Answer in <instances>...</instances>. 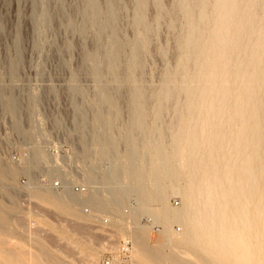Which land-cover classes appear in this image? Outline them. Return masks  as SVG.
I'll use <instances>...</instances> for the list:
<instances>
[{
	"label": "rangeland",
	"instance_id": "374dc122",
	"mask_svg": "<svg viewBox=\"0 0 264 264\" xmlns=\"http://www.w3.org/2000/svg\"><path fill=\"white\" fill-rule=\"evenodd\" d=\"M185 1L191 4L194 0ZM137 2L138 0H116L119 15L118 31L125 48L122 60L123 69L117 81L105 75L104 83L100 84L96 74L98 60L95 57L100 45L103 49L106 48L107 40L99 42L93 31H90L86 37L66 28L67 17H73L77 25H82L84 18L80 12L85 6V0H64V12L54 21L49 29L50 32L42 28L39 32L35 28V0H0V88L9 99L10 111L16 115V126L19 133L33 140L34 153L37 158L35 165H40L45 160L53 163L49 169L52 176L62 177L60 172L65 173L66 176L68 174L67 177L76 178L78 170H81L82 174L86 172L83 176L89 175L93 177H91L93 181L96 180L95 189L93 185L87 184L88 177L82 180L89 187L88 195L82 202L80 201L83 198L74 195L68 187V190L61 195L46 194L70 195L79 202L52 205L44 200L41 194L38 196L45 205L75 221L81 220L82 207H90L99 214L105 213L120 233H130L134 243L138 239L136 237H139L146 245L145 247L158 254L159 257L161 256L160 261H151L150 258L144 260L145 258L142 259L140 252L138 255L139 250L136 249L138 251L134 254V260L138 264H264V221L261 222L264 217V196L261 201L258 197V193L264 194V162L258 172V184L256 185L258 188L255 186L256 198L253 201L246 194L248 184L242 169L244 155L250 153L252 149L253 124L247 116L244 117L243 122L238 121L239 117L235 115L236 107H234L235 101L237 103V96H240L246 85L254 83L255 91L258 93L257 88L261 84L259 79H253L252 74L254 72L256 74L263 65L264 58L261 60V54L264 47L258 49L255 46L254 53L250 48L252 44L249 45L250 37H246L240 40L242 42L239 43L238 50L230 48L226 51L225 58L228 62L225 66L226 71L222 72L223 76L219 73L213 78L214 70L208 68L199 77L201 61L197 54L199 53L200 56L203 53L202 44L193 56L192 65L189 68H183L180 65L182 56L186 54L180 42L185 38L188 20L177 10L179 0H148L145 9L141 11ZM208 4L212 7L215 0H208ZM246 5V2L240 3V11H245ZM51 6L54 11H57L59 6L57 0H51ZM255 10L256 16L253 22L255 31L253 33L257 38L259 33L264 31V0L260 5L255 6ZM139 11L143 14L151 32L143 67L139 74L131 76L127 67L133 45L141 32V27L136 24ZM197 15L196 12L195 16ZM47 33L51 37L47 36ZM208 36V33L198 36L202 41L200 43H204ZM38 39L41 40L39 48L36 45ZM45 39L48 40L45 41ZM18 42L20 43V56ZM185 84L194 91L193 106L188 105L182 92ZM101 85L121 89L126 96H130L136 87L143 89L149 100L143 124L134 122L137 116L133 118L135 115L133 113L140 112V110L139 108L133 109L128 101L115 110L121 113L120 121L112 122L109 116L115 108L108 105L103 109L94 104ZM204 85H209V87L214 85L228 91L226 98L228 104L226 108H222V110L226 109L224 116L220 117L213 114V111L207 112L203 109V103L210 101V98L208 99L205 95L201 96L199 93ZM166 86L174 88L177 95L161 108L164 103L162 95ZM261 100L264 101V95ZM161 109H163L162 112ZM76 111H79V119L75 120ZM81 120L87 122L86 127L89 128V138L91 137L89 140L93 141L89 143V148L109 150L107 154L109 156L100 155L98 159H95L89 150L86 151L84 147L86 136L83 137L81 132L77 133L82 129ZM37 128L41 131L37 132ZM243 128L245 129L244 140L241 141L242 144L237 143L238 133ZM100 133L102 136H99ZM100 137L101 141H98ZM103 138L106 140H102ZM260 138L264 141L263 134ZM50 144L54 148L55 158L51 157L46 150ZM134 147L138 150L137 159L132 157ZM159 148L169 158L174 157L172 162L176 167H179L180 161L175 159V155H184L185 162L180 177L169 176L165 179L158 171L160 178L157 177L156 182H160V187L153 190L154 185H151L153 181L149 178L153 172L152 167H145L142 161L146 154H149L151 163H158L156 154ZM196 154H198L197 157ZM63 159L66 162H63ZM133 159L137 160L135 171L129 168ZM193 161L200 168L194 177L190 170ZM111 166L116 175L114 182L106 179V171ZM115 167L122 170L119 178L117 174L118 172L121 174V171ZM92 168L97 172H93ZM143 168L144 170L140 171ZM134 173H136V178L133 176ZM138 175H141L146 183L139 180ZM78 178L81 179V177ZM215 185H222L220 194L216 193ZM105 186L111 190H106ZM120 186H124V193L117 190H121ZM158 189L160 191L156 192ZM188 191L192 194L193 200L201 196L205 204L204 211L207 210L205 221L207 220L208 230H202L203 227L201 225L197 227L198 224L191 225L192 223L187 220L186 225L184 219H180L184 220L183 223L175 218V210L178 211L188 203ZM109 193L112 196L116 195L117 197L114 196V198L117 201L112 199ZM209 196L211 203L206 200ZM176 200L179 202L178 205L175 204ZM241 206H244V209L246 207L245 210L243 209L244 212L246 211L245 214ZM212 209L214 213H211ZM220 210L227 212L224 218L221 217ZM166 211L170 214L168 218L164 216ZM171 213L175 219L171 218ZM242 213L244 218L240 216ZM155 214L158 216L156 217ZM149 218L153 224L148 220ZM211 223H214V226ZM176 226H180L181 231H175ZM196 227L205 235L201 234L199 229L197 231ZM68 228L70 236L67 235V261L60 260L59 257L41 247L42 252L33 258V262L42 264L41 257L50 258L51 264H83L86 262V257L92 260H89V264L94 262L98 256V247H95L94 238L91 236L76 237L85 236L88 231L74 222ZM220 229L222 232H219ZM223 232L225 234L222 235ZM195 236L203 238L197 239ZM194 237L201 245L193 240ZM77 249L78 253H76ZM0 261H6L9 264H29L25 256L14 255L3 249H0Z\"/></svg>",
	"mask_w": 264,
	"mask_h": 264
},
{
	"label": "bare ground",
	"instance_id": "6f19581e",
	"mask_svg": "<svg viewBox=\"0 0 264 264\" xmlns=\"http://www.w3.org/2000/svg\"><path fill=\"white\" fill-rule=\"evenodd\" d=\"M262 1L263 0H215V4L211 7L208 4V0H194L193 3H191V4L187 3L185 0H179L178 5H177V10H178L180 15L181 14L184 15L185 17H187V20H188L185 38H184L183 41L180 42L181 47L184 48V50H186V54L184 56H182V59L180 61V65L183 68H189L190 65H192L191 61H192L193 56L197 52V49L199 50L200 44H202L201 48L203 49V51H202L203 53H201L200 56H199V53L197 54L198 59L201 61V71H200L199 77H201V75L204 74V73L202 74L203 71L206 72L205 71L206 69L213 68V70H214L213 73L215 74V75L213 74V78H214V76L218 75L219 73H220V75L223 76L222 72L226 71L225 70V66L227 65V62H228V60L225 58V53L230 48H233V50H238L240 48L239 43L242 42L240 40L245 39L246 37H250L249 45L252 44L250 46V48H251V50L254 53H255V46H257L258 49L259 48H263L264 47V31L259 33L257 38H255V33H253V31H255V29L253 28V22H255V16H256L255 6L256 5L257 6L260 5V3ZM57 2L59 4L58 10L54 11L52 9V6H51V0H35V6H36L35 7L36 8V15H35V24H36V26H35V28H36V30H38L40 32V30H39L40 28L47 29V30L51 29V27L53 26L54 21L57 18H59L60 14H62L64 12V0H57ZM242 2H246L247 3V5H246L247 9L245 11H240V9H241L240 8V3H242ZM147 3H148V0H138L137 5H138L139 10L141 11V10L145 9ZM140 11H139V13L137 15L136 24L139 27H141V32H140V35L137 38L136 42L133 45V48H132V51H131V54H130V62H129L128 67H127L131 76L139 74V72L141 71V69L143 67L144 59H145V56H146V53H147V47H148L147 45H148V41H149V35H150V32H151L148 24L145 21V18L143 17V14H141ZM196 12L198 14L197 16H195ZM71 13H73V12L71 11ZM80 14L84 18V21H83L82 25H80V26L77 25V23L74 21L73 17L72 18L71 17H67L68 18L66 20V22H67V24H66L67 30H70V31H73V32L76 31V32H78L81 35L86 36V37H87V35H88V33L90 31H93L96 39L99 42H103V41H105V39L107 40L106 48L103 49L102 46L100 45L99 46L100 47L99 48V52H98L97 56L95 57L96 60H98L97 61L98 64L96 65V74H97L98 81L100 82V84H102L105 75L108 76L110 79L117 81L118 78H119V75H120V73H121V71L123 69L122 60H123V57H124V49L125 48H124V43L122 41V38H121V36L119 34V31H118L119 15H118V12H117L116 0H85V6H84L83 10L80 12ZM42 32H43V30H42ZM49 32H50V30H49ZM206 33L209 34L208 38L205 39V42L203 41L204 43H200L202 41H201V39L198 38V36L205 35ZM48 34L49 33H47V36H50ZM37 36H39V34H37ZM44 37H45V34H44ZM253 39H255V41H251ZM46 40H48V39H45V41ZM40 41L41 40H39V39L36 41L37 48H39L40 45H41ZM42 41L44 42V40H42ZM49 44H51V43H49ZM197 44H198V47H196ZM18 45H19L18 46V51H19V56H20V43L19 42H18ZM43 46H45V42H44ZM41 49H42V47H41ZM42 51H43V49H42ZM261 55H262V58H261V60H262L264 58V50H263ZM86 58H88V57H86ZM261 60L259 61L260 64H261ZM179 75H181V74H179ZM229 76H230V74H229ZM229 76H228V78H229ZM252 77H253L254 80H255V78H257L260 81L261 85H259L258 88H257L258 93H256L257 91H255V84L254 83H252L250 85H246V87H244L242 89V93L240 94V96H237V103L235 101V106L234 107H236V111H235L236 114L235 115H237L239 117L238 121L240 120V121L243 122L244 121V117L247 116L249 118V120L251 121V123L253 124V127L251 129L252 132L250 131L252 133V135H254L253 139L251 138V140H252L251 141L252 149H251L250 153L244 155V160H243L244 162H243L242 169H243V176H244V178L247 179L246 183L248 184L247 193L246 194H248V197L250 196V198H252V200L255 201V198H256L255 197V195H256L255 189L257 187L256 185L258 184V172L260 170L262 162H264V141H262V139L260 138L261 134L264 135V101L261 100V97L264 95V61H263V65L260 67L259 71H257L256 74L254 72L252 74ZM253 82H255V81H253ZM182 92L185 95V98L187 100L188 105L193 106L194 99H195L194 98V94H193L194 91L191 88H189L188 86H186V84H185L182 87ZM199 93H200L201 96L205 95V96H207L208 99L210 98V101L208 100V101H205L203 103V106H204L203 109L207 110V112L208 111H211V112L213 111V114H216L217 116H220V117L224 116L223 113H225L224 111L226 109L222 110V108H226V104H228L227 103V99H226L227 98V94H228L227 90H223L222 88H218L217 86L215 87L214 85H213V87H209V85L208 86L204 85L202 87V90ZM176 95H177V91L174 88L166 86L165 89H164L163 95H162L164 103H162L161 108L163 106H165V103L167 101H170L173 98H175ZM160 99H161V97H160ZM127 101L129 102L130 106L133 109H138L139 108L140 112H138V111L134 112V110H133V112H134L133 114H135V115H133V118H134V116H137V118H134L135 119L134 122H138V123L141 124L142 121H143L144 116L146 115V111L148 109L149 100H148V96L145 93V91L143 89H140L139 87H136L134 89L133 93L130 96H126L121 91V89L105 87V86L101 85L100 88L98 89L97 96L95 97L94 104L97 105L98 107L103 108V109H104V107H106L108 105H111V107L113 106L115 109L110 114L109 117H110L112 122L117 123L121 119V117H120L121 113L119 111H115V110H118L119 107L122 106V104L124 102H127ZM174 102H173V104H174ZM162 110L163 109H161V112H162ZM81 115H83V114H81ZM78 116H79V111H76L75 120L79 119ZM85 118H86V115H85ZM35 119H36V116H35ZM81 121L83 122L82 129L81 130L79 129L80 131L78 130L79 132H77V133L81 132V134H83V137L86 136V137H84L85 138V142L83 141L84 142V147H86V149H87L86 151L89 150L91 155L95 159L96 158L98 159V156H100V155H102L104 157L105 156H109V155H107L109 150H101V149L100 150H95V149H92L91 147L89 148V146H90L89 143H93V141L89 140L91 137L89 138V136H90L89 132L90 131H89V128L86 127L87 126V122L83 121V120H81ZM75 122H77V121H75ZM246 122H247V120H246ZM35 124L37 125V122H35ZM38 127H39V125H38ZM38 130H40V129L37 128V132H38ZM137 130L140 132L139 129H137ZM37 132H35V133H37ZM39 133H41V132H39ZM203 133L204 132H202V134ZM81 134H80V136H81ZM36 135H38V134H36ZM252 135H251V137H252ZM39 136H37V138ZM99 136H102V133H100ZM99 136H97V137H99ZM238 136H239L238 139H236L237 143L238 142L241 143V141L244 140V136H245V129L244 128L240 130V132L238 133ZM84 138H83V140H84ZM39 139H40V137H39ZM40 140H42V139H40ZM102 140H106V138H103ZM98 141H101V137L99 138ZM133 142L135 143V141H133ZM199 148H200V146H199ZM238 149H239V147H238ZM162 151L163 150H161V149L157 150L156 159H158L157 160L158 163L152 164L151 163V158H150L151 156H149V154H146V156L144 157V161H142L144 163L145 167L146 166H149V167L151 166L152 167L151 169L153 170V172L152 173L150 172L151 176L149 175L150 176L149 178H151V181H153V182H151L152 183L151 185L155 186V187L153 186V188H154L153 190H155L156 188L160 187V184H159L160 182H158V183L156 182V178L159 177L158 176V171L161 173V176H163L165 179H167L169 176L170 177L171 176L172 177L173 176L174 177L175 176L180 177V175L182 173L181 171L183 170L182 167H183L184 162H185L184 155L177 153L178 155H175V159L176 160L179 159V161H180L179 164L180 165H179V167H176V165L173 164V162H172L174 157L173 158H171V157L169 158L166 155V153H164ZM137 154H138V150L134 147L133 151H132V157L136 158ZM197 155L198 154H196V157H197ZM192 158H194V157L192 156ZM62 161L66 162L65 159H63ZM135 161L137 162V160L133 159L132 163H130L131 165H129V168H130L131 171H135V169H136ZM156 166H157V168H156ZM119 167H120V165H119ZM191 167L192 168L190 170H191L192 175L194 177L196 175L197 171H199L200 168H198L199 166L198 167L196 166L194 161L191 164ZM115 168L118 169L119 171H121V174L119 172L117 174V178H119L122 175V170L119 169L118 167H115ZM209 168H210V166H209ZM113 170L114 169L111 166V168L108 169V171H106V179L108 181H113V182L116 181L115 180V176L116 175H114ZM130 170H129V172H130ZM142 170H144V168L141 169L140 171H142ZM92 171L93 172L95 171V173L97 172L96 170H94V168H92ZM143 172H145V171H143ZM85 173L86 172H84V174ZM160 173H159V175H160ZM59 174L62 175L64 180L68 176V174L66 176L65 174L60 173V172H59ZM84 174L81 175V179L84 180L85 177L86 178L88 177L89 181L87 180V184L88 185H93V187L95 189L96 188V186H95L96 185V183H95L96 180L93 181L94 179L92 180V178H93L92 176H91L92 178L89 175L88 176H83ZM135 175H136V173H134L133 176H135ZM141 175L137 176V178L140 177L139 180L143 179L141 177ZM146 175H147V173H146ZM69 178H70V176H69ZM134 178H136V176ZM136 181H138V180H136ZM142 181H141V183H142V185H144L143 182L146 181V180H144L143 182ZM191 181H192V179H191ZM133 183H135V182H133ZM144 183H146V182H144ZM190 183H189V185H190ZM142 185L140 184L141 187H143ZM216 186L217 185L214 186V189H215L217 194L218 193L220 194V192H221L220 190L222 189V185H218L217 187ZM105 188H106V190H109V191L111 190V189H109L108 186H105ZM119 188L121 190H119V189H117V190L124 193V190H123V189H125L124 186L123 187L120 186ZM67 190H68V188L65 191H67ZM141 190H143V189H141ZM189 190H191V189H189ZM236 190H238V189H236ZM47 191L38 192L37 195L41 194L42 197L44 198V200L50 202L52 205H55V204H63V205L65 204V205H67L68 203H70L72 201H77L78 200V199L76 200L75 198L71 197L70 195L55 196V195H52V194H46V193H52L53 190L48 189ZM159 191L160 190L158 189V191H156V192H159ZM189 192L190 191H188V195H187L188 203H186L187 201L185 200L186 204L185 205L183 204L184 206L181 209H179L178 211L175 210L176 215H174V216H175V218H177L179 220L180 219H184L185 222H186V225H187V221H189L190 223H192L191 225H193V224L197 225L198 224L197 227H200V225H201L203 227V228H201L202 230L203 229H207L206 228V225H207L206 221L207 220L205 221V219H206L205 212L207 210L204 211L205 204L202 202L201 196H200V198H198L196 200H193L192 199L193 196ZM54 194H56V193H54ZM205 194H207V193H205ZM56 195H58V194H56ZM87 195H88V190H87V192L84 195L81 196V198H83V200H81L80 202L85 201V197ZM109 196L112 199L116 200V198H114V196H116V195L112 196V194H110ZM223 196H225V195L223 194ZM263 196H264L263 193L262 194L258 193V197H259L260 201L263 199ZM223 198H222V200H223ZM206 200L208 202H210L209 201L210 200V196ZM77 202H79V201H77ZM260 203H262V202H260ZM243 209H244V206L242 207V212L245 214L246 211L244 212ZM245 209H246V207H245ZM167 211L165 212L164 216L168 218V215H170V214L169 213L167 214ZM211 211H212L211 213L215 212V211L213 212V209ZM219 212L221 213L220 215H221L222 218H224L226 216L227 212L224 213V211L222 212L221 210ZM173 213H171L172 214L171 218L175 219V218H173L174 217ZM243 213L240 216L243 217ZM214 215H216V214H214ZM246 215H248V214H246ZM155 216L157 217L158 215L155 214ZM261 216H263V213H261ZM148 220L151 221V224H153L152 220L150 218ZM184 220H180V221H183V223H184ZM263 221H264V217H262V219H261L262 223H263ZM177 222H179V221L177 220ZM212 222H213V219H212ZM223 223H225V222H223ZM211 224L213 225L214 223H211ZM188 226H189V224H188ZM221 228H222V226H221ZM198 229L199 228H197V231H198ZM222 229H220L221 231H219V232H222ZM202 230H200V233L204 234V232L203 233L201 232ZM175 231H177V229H175ZM197 231L195 229V232H197ZM200 233L198 232L199 235H201ZM211 233H212V231H211ZM223 234H225V232H223L222 235ZM195 235H197V234L195 233ZM204 235H202V236H204ZM202 236H198V238L201 237V239H202L203 238ZM195 237H194L193 240H195ZM67 238H68V236H67ZM136 238H138L139 240L137 239V241L134 243V254L136 253V251L139 250L138 251V255H139V252H140V255H141L140 257L142 259L145 258L144 260H146V259L150 258L151 261L159 260V258L161 256L159 257L158 254H155L154 252H151L147 247H145L146 245H144V242H142V240H140L139 237H136ZM207 238H209V237H207ZM133 241H134V239H133ZM198 241L199 240H195L196 243L201 245V243L198 242ZM202 241H204V240H202ZM196 243H193V244L197 245ZM205 243H207V242H205ZM136 249H138V250H136ZM182 254L184 255V253H182ZM174 257L176 258V256H174ZM86 258H84V259H86L85 260L86 262H84L83 264H85V263L89 264L88 263L89 260L92 261L90 258H88V257H86ZM83 260H80V261L83 262ZM175 262H177V260ZM134 263L138 264V263L135 262V260H133L132 264H134ZM181 264H183V263H181Z\"/></svg>",
	"mask_w": 264,
	"mask_h": 264
},
{
	"label": "built area",
	"instance_id": "2783aa9c",
	"mask_svg": "<svg viewBox=\"0 0 264 264\" xmlns=\"http://www.w3.org/2000/svg\"><path fill=\"white\" fill-rule=\"evenodd\" d=\"M34 148L32 138L19 133L16 115L10 111L9 99L0 88V249L23 255L29 264H36L33 258L44 247L45 251L67 261L68 227L74 222L88 231L85 236L76 237L91 236L98 247V256L91 264H132L133 238L130 233H120L107 214L82 207L83 216L75 221L41 202L38 192L50 189L61 195L68 187L74 195L81 197L89 187L78 178L82 175L81 170L76 178L64 180L50 174L53 163L44 160L35 165ZM46 150L55 158L51 144ZM175 204L179 202L176 200ZM175 229L180 231L181 227ZM40 260L42 264H51L50 258L41 257ZM0 264L9 263L0 261Z\"/></svg>",
	"mask_w": 264,
	"mask_h": 264
}]
</instances>
